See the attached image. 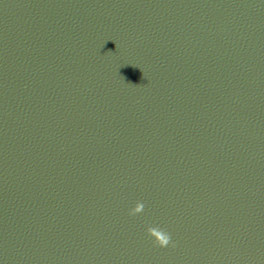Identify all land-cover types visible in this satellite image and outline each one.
Returning a JSON list of instances; mask_svg holds the SVG:
<instances>
[{
	"label": "water",
	"instance_id": "95a60500",
	"mask_svg": "<svg viewBox=\"0 0 264 264\" xmlns=\"http://www.w3.org/2000/svg\"><path fill=\"white\" fill-rule=\"evenodd\" d=\"M0 264H264V0H0Z\"/></svg>",
	"mask_w": 264,
	"mask_h": 264
},
{
	"label": "clouds",
	"instance_id": "9594fccd",
	"mask_svg": "<svg viewBox=\"0 0 264 264\" xmlns=\"http://www.w3.org/2000/svg\"><path fill=\"white\" fill-rule=\"evenodd\" d=\"M152 240L153 243L155 245H158L159 247H166L168 246L170 243L172 242V237L171 234L168 230H160L156 233V236L158 237V239L156 237H153L151 235H149Z\"/></svg>",
	"mask_w": 264,
	"mask_h": 264
}]
</instances>
